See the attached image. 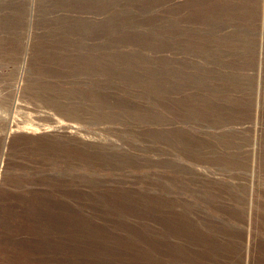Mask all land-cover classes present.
Instances as JSON below:
<instances>
[{"label":"rangeland","instance_id":"1","mask_svg":"<svg viewBox=\"0 0 264 264\" xmlns=\"http://www.w3.org/2000/svg\"><path fill=\"white\" fill-rule=\"evenodd\" d=\"M0 264H264V0H0Z\"/></svg>","mask_w":264,"mask_h":264}]
</instances>
